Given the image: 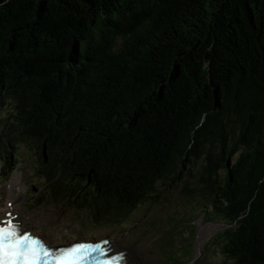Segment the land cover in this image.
I'll use <instances>...</instances> for the list:
<instances>
[{
	"label": "trees",
	"instance_id": "1",
	"mask_svg": "<svg viewBox=\"0 0 264 264\" xmlns=\"http://www.w3.org/2000/svg\"><path fill=\"white\" fill-rule=\"evenodd\" d=\"M11 99L92 202L132 208L202 159L223 251L264 264V0H0Z\"/></svg>",
	"mask_w": 264,
	"mask_h": 264
},
{
	"label": "rangeland",
	"instance_id": "2",
	"mask_svg": "<svg viewBox=\"0 0 264 264\" xmlns=\"http://www.w3.org/2000/svg\"><path fill=\"white\" fill-rule=\"evenodd\" d=\"M10 110L6 107L0 115V158L5 163L15 148L10 144L14 134L19 136L22 131L18 125L9 130ZM34 142L23 144L22 158L14 160L0 181V215L20 213L38 231L56 235L61 243L83 236L119 237L137 249L144 264H234L223 251V219L197 188L202 159L197 160L196 167L188 162L178 179L161 178L156 191L128 210L124 221L110 222L102 216L94 220L90 211L77 212L70 200L61 196L53 199L50 192H45L49 181L41 176L42 170H35L42 164V153ZM56 161L51 160L50 167ZM226 170L222 168L223 173ZM39 200L42 203L34 205Z\"/></svg>",
	"mask_w": 264,
	"mask_h": 264
},
{
	"label": "snow or ice",
	"instance_id": "3",
	"mask_svg": "<svg viewBox=\"0 0 264 264\" xmlns=\"http://www.w3.org/2000/svg\"><path fill=\"white\" fill-rule=\"evenodd\" d=\"M108 243H77L53 249L39 237L21 231L10 214L6 220H0V264H124L125 257L122 254L92 260L93 254L97 252L107 256Z\"/></svg>",
	"mask_w": 264,
	"mask_h": 264
},
{
	"label": "bare ground",
	"instance_id": "4",
	"mask_svg": "<svg viewBox=\"0 0 264 264\" xmlns=\"http://www.w3.org/2000/svg\"><path fill=\"white\" fill-rule=\"evenodd\" d=\"M9 214L18 220L17 223L19 224L21 231L22 230L24 231L25 227H31L33 230L37 231L35 229V226H32L25 219L21 218L19 215H14L13 213H8V214L5 213V214L0 215V220H2L3 218H6L5 216H9ZM40 234L43 237V239L47 243H49V245L51 246L60 245L58 237H55L47 232H41ZM108 246H109L110 254L112 256H119L122 254L125 257L124 264H144L137 249L123 242L119 237L110 239Z\"/></svg>",
	"mask_w": 264,
	"mask_h": 264
}]
</instances>
